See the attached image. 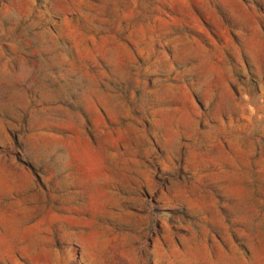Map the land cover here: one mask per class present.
<instances>
[{"label": "rangeland", "instance_id": "obj_1", "mask_svg": "<svg viewBox=\"0 0 264 264\" xmlns=\"http://www.w3.org/2000/svg\"><path fill=\"white\" fill-rule=\"evenodd\" d=\"M0 264H264V0H0Z\"/></svg>", "mask_w": 264, "mask_h": 264}]
</instances>
